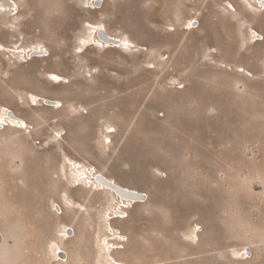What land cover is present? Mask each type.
<instances>
[{"label": "rangeland", "instance_id": "1", "mask_svg": "<svg viewBox=\"0 0 264 264\" xmlns=\"http://www.w3.org/2000/svg\"><path fill=\"white\" fill-rule=\"evenodd\" d=\"M91 1L0 0V264H264V6Z\"/></svg>", "mask_w": 264, "mask_h": 264}, {"label": "bare ground", "instance_id": "2", "mask_svg": "<svg viewBox=\"0 0 264 264\" xmlns=\"http://www.w3.org/2000/svg\"><path fill=\"white\" fill-rule=\"evenodd\" d=\"M262 6H264V0H260V2H259ZM103 4V0H95L94 2L93 1H91V5L96 9L97 7H100L101 5ZM101 27V26H100ZM98 30V29H97ZM106 30V29H105ZM109 34V33H108ZM107 34V38H103V40H98V38L97 37H95V40H96V43L98 42L99 44H101V45H103V47L104 46H108V45H110V46H112V47H121V48H124V45H126L127 44V41L126 40H123V41H117V39L116 38H114V37H111V36H109ZM113 36V35H112ZM257 36H259V35H257ZM259 39V38H258ZM115 43L117 46H114L113 44ZM129 43V42H128ZM121 44V45H120ZM131 44H132V42H131ZM93 45H94V43H93ZM101 47V46H100ZM109 47V46H108ZM30 54H29V57L32 59V58H34V57H39V58H44V57H47V55H44L43 53H44V51H41V52H39V51H37V52H33V51H30L29 52ZM32 54V55H31ZM32 56V57H31ZM60 82L59 83H61V84H65V83H67L68 82V80H66L65 78H60V80H59ZM58 82V81H57ZM36 98V97H35ZM38 98V97H37ZM39 101H42V103L40 104V105H47L48 104V101L47 100H45V99H43V98H40L39 99ZM63 105L62 104H60L59 106H57V104L56 103H53V105L51 106V107H54V108H60V107H62ZM13 114H11V112H7L6 113V120H7V123H9V124H12V126L13 127H16V128H20V129H24V128H28L29 127V124H28V122L27 121H25L24 119H22V118H19V117H14V116H12ZM76 163V162H75ZM78 164V163H77ZM81 168V167H80ZM79 168V169H80ZM86 170V180L88 181L89 180V184L91 183V184H93V183H95V184H97L96 186L98 187V188H100V190L102 191V189H109V188H107L104 184H107V183H101V182H99V180H98V177L96 178L95 176H94V174L92 173V171L91 170H87V169H85ZM103 177V176H102ZM86 181V182H87ZM103 181H104V179H103ZM87 184V183H86ZM111 184V186L113 185L112 183H110ZM80 186H81V183H80ZM87 186V185H86ZM108 186V185H107ZM84 187V186H83ZM90 187V186H89ZM97 187L95 188V190L97 189ZM112 189H113V187H112ZM132 189V188H131ZM97 191H98V189H97ZM104 191V190H103ZM112 191V190H111ZM125 191V190H124ZM128 192V191H127ZM107 193H108V191H107ZM113 194V193H112ZM114 195V194H113ZM112 195V196H113ZM108 196H110V195H108ZM115 196H117V195H115ZM110 198V197H109ZM129 198H132V197H129ZM119 201H121L122 202V205H118L117 206V209H116V211H115V216L114 217H121L122 215H124L125 214V212H124V208H125V210H126V208H127V204L129 203V201H126V200H124L121 196H119ZM117 202H118V200H117ZM131 204V203H130ZM129 205V204H128ZM129 209V208H128ZM115 210V209H114ZM119 214H121V215H119ZM127 216V215H126ZM123 217V216H122ZM109 224V223H108ZM111 227V226H110ZM111 231V230H110ZM2 239H3V236L0 234V243H2ZM118 239V238H117ZM62 257H64V256H62ZM68 260V259H67Z\"/></svg>", "mask_w": 264, "mask_h": 264}, {"label": "built area", "instance_id": "3", "mask_svg": "<svg viewBox=\"0 0 264 264\" xmlns=\"http://www.w3.org/2000/svg\"><path fill=\"white\" fill-rule=\"evenodd\" d=\"M260 5V3H258V6Z\"/></svg>", "mask_w": 264, "mask_h": 264}, {"label": "water", "instance_id": "4", "mask_svg": "<svg viewBox=\"0 0 264 264\" xmlns=\"http://www.w3.org/2000/svg\"><path fill=\"white\" fill-rule=\"evenodd\" d=\"M32 55V54H31ZM32 57V56H31ZM50 104H52L51 102H50Z\"/></svg>", "mask_w": 264, "mask_h": 264}]
</instances>
